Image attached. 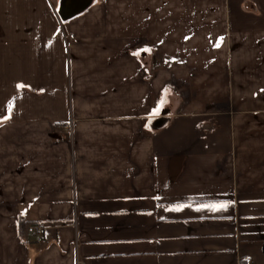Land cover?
Listing matches in <instances>:
<instances>
[{
	"label": "crops",
	"instance_id": "crops-1",
	"mask_svg": "<svg viewBox=\"0 0 264 264\" xmlns=\"http://www.w3.org/2000/svg\"><path fill=\"white\" fill-rule=\"evenodd\" d=\"M59 3L0 0V264H264V0Z\"/></svg>",
	"mask_w": 264,
	"mask_h": 264
},
{
	"label": "water",
	"instance_id": "water-1",
	"mask_svg": "<svg viewBox=\"0 0 264 264\" xmlns=\"http://www.w3.org/2000/svg\"><path fill=\"white\" fill-rule=\"evenodd\" d=\"M96 0H60L57 10L58 16L62 23H67L87 12L95 3ZM146 57V53L142 54ZM173 113L170 110H162L156 117L152 118L148 124V128L157 132L166 127Z\"/></svg>",
	"mask_w": 264,
	"mask_h": 264
},
{
	"label": "built area",
	"instance_id": "built-area-1",
	"mask_svg": "<svg viewBox=\"0 0 264 264\" xmlns=\"http://www.w3.org/2000/svg\"><path fill=\"white\" fill-rule=\"evenodd\" d=\"M181 99L186 100L187 99V94L182 93L180 94ZM62 129H64V132L67 135H72L73 134V122H69L63 125ZM46 230L45 226L42 223H36L28 228V234H42Z\"/></svg>",
	"mask_w": 264,
	"mask_h": 264
},
{
	"label": "trees",
	"instance_id": "trees-1",
	"mask_svg": "<svg viewBox=\"0 0 264 264\" xmlns=\"http://www.w3.org/2000/svg\"><path fill=\"white\" fill-rule=\"evenodd\" d=\"M169 91V88H167L166 90H165V93H164V95H166V93ZM30 225H33V223H31V222H26V223H22L21 224V228H22V233H24V230H25V228H28ZM27 232H28V229H27Z\"/></svg>",
	"mask_w": 264,
	"mask_h": 264
},
{
	"label": "snow or ice",
	"instance_id": "snow-or-ice-1",
	"mask_svg": "<svg viewBox=\"0 0 264 264\" xmlns=\"http://www.w3.org/2000/svg\"><path fill=\"white\" fill-rule=\"evenodd\" d=\"M17 87H18V88H24V87H26V86L23 85V84H19V85H17ZM9 110H11V105H9ZM213 207H217V206L213 205ZM218 207H220V208H226L227 205H226V204H222V205H219Z\"/></svg>",
	"mask_w": 264,
	"mask_h": 264
}]
</instances>
